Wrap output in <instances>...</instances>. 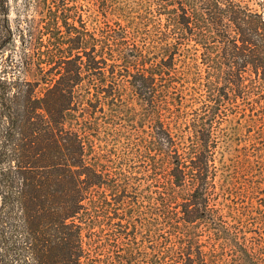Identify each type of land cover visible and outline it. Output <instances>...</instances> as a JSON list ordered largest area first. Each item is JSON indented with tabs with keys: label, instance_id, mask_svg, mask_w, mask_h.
Listing matches in <instances>:
<instances>
[{
	"label": "trees",
	"instance_id": "trees-1",
	"mask_svg": "<svg viewBox=\"0 0 264 264\" xmlns=\"http://www.w3.org/2000/svg\"><path fill=\"white\" fill-rule=\"evenodd\" d=\"M165 1L158 4L165 21L154 26L152 43L144 47L130 22L90 29L74 14L69 23L61 17L63 32L54 15L43 20L39 36L29 29L24 50L12 59L3 52L9 22L0 19V264H86L84 229L114 224L113 205L124 196L128 176L108 166L96 112L118 106L125 81L152 117L146 148L164 189L158 210L188 245L178 246L172 263L218 262V242L232 250L222 264L262 261L221 223L223 213L211 201L213 123L228 104L264 85L263 13L243 0ZM176 61L200 104L191 119H182L163 83L164 75L177 74ZM177 193L183 196L174 210ZM190 229L207 232V251Z\"/></svg>",
	"mask_w": 264,
	"mask_h": 264
},
{
	"label": "rangeland",
	"instance_id": "rangeland-1",
	"mask_svg": "<svg viewBox=\"0 0 264 264\" xmlns=\"http://www.w3.org/2000/svg\"><path fill=\"white\" fill-rule=\"evenodd\" d=\"M243 1L264 16L261 0ZM61 2L0 0V19L7 18L10 29L9 41L3 52L17 59L24 50L22 41L29 38L31 27V33L39 36L43 20L55 15L59 30L65 32L67 26L61 17H68L65 19L69 23L74 14L81 17L90 29L94 25L117 27V23L126 25L130 22L139 29L134 31L137 43L142 47L149 46L154 38V26L165 21L158 4L168 3L165 0H63L65 16H62ZM150 51L151 55L157 53L153 48ZM176 62L177 74L171 78L164 75L165 80L161 81L175 98L171 101L181 110L182 119H191L200 104L194 101L192 83L184 75L181 64ZM249 90L245 95L248 98L228 104L225 112L213 123L212 132L217 143L213 162L214 199L211 203L220 207L223 213L221 223L236 234L240 244L253 247L262 258L260 264H264V85H256ZM120 92V100H116L118 106L112 107L111 112L107 106V113L96 112L100 130L98 144L107 159L111 160L108 166L117 171L123 169L128 183L122 184L124 196L117 205H113L118 213L111 219L114 224H99L84 229L89 252L85 262L173 264L178 246L186 248L188 245L185 239L177 238L180 234L177 230H182L171 229L163 222L164 218L158 210L159 196L164 189L162 183L155 181L149 156L152 153L146 148L151 138L152 117L148 106L132 93L127 81ZM168 115L162 113L165 119H169ZM184 125H181L183 130ZM175 191L180 189L175 188ZM107 195L112 200L111 195ZM182 196V193L175 195L172 209H180ZM109 215L114 214L109 212ZM194 230L190 229L188 233L198 234L202 249L207 251L211 243L207 232ZM216 246L217 257L221 260L213 264H222L232 250L229 244L220 245L218 242Z\"/></svg>",
	"mask_w": 264,
	"mask_h": 264
}]
</instances>
